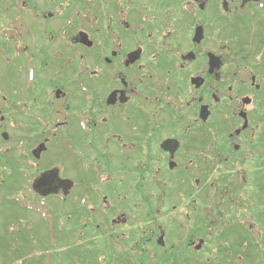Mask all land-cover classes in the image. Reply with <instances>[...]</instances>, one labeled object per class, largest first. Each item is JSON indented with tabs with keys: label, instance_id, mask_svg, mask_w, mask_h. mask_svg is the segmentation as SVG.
Here are the masks:
<instances>
[{
	"label": "flooded vegetation",
	"instance_id": "flooded-vegetation-1",
	"mask_svg": "<svg viewBox=\"0 0 264 264\" xmlns=\"http://www.w3.org/2000/svg\"><path fill=\"white\" fill-rule=\"evenodd\" d=\"M8 1L0 189L56 264H264V0Z\"/></svg>",
	"mask_w": 264,
	"mask_h": 264
},
{
	"label": "rangeland",
	"instance_id": "rangeland-1",
	"mask_svg": "<svg viewBox=\"0 0 264 264\" xmlns=\"http://www.w3.org/2000/svg\"><path fill=\"white\" fill-rule=\"evenodd\" d=\"M3 86L0 80V87ZM12 186L15 181L11 179L0 189V264H42L49 252L53 257L59 256L61 243L54 244L52 238L60 241V233L46 222V216L40 220L38 216H44L43 212L36 215L30 210L26 199L12 192ZM107 260H113L112 256L108 255Z\"/></svg>",
	"mask_w": 264,
	"mask_h": 264
},
{
	"label": "water",
	"instance_id": "water-1",
	"mask_svg": "<svg viewBox=\"0 0 264 264\" xmlns=\"http://www.w3.org/2000/svg\"><path fill=\"white\" fill-rule=\"evenodd\" d=\"M43 177L45 178V176H43ZM44 178H42V180H40V181H43Z\"/></svg>",
	"mask_w": 264,
	"mask_h": 264
}]
</instances>
